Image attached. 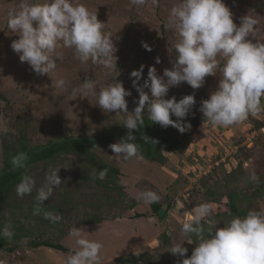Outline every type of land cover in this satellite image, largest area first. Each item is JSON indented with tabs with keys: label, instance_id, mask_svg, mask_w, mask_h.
<instances>
[{
	"label": "rangeland",
	"instance_id": "rangeland-1",
	"mask_svg": "<svg viewBox=\"0 0 264 264\" xmlns=\"http://www.w3.org/2000/svg\"><path fill=\"white\" fill-rule=\"evenodd\" d=\"M79 2L97 13L98 20L105 23L104 31L112 35L118 48L117 69L112 73L91 62L82 64L73 50L67 48L58 50L59 58L53 56L57 64L54 73L50 76L35 73L11 48L18 36L8 28V14L18 8L21 0H0V129H7L6 133L0 132V168L2 142L9 137L24 136L29 146H35L59 138L123 131L127 114L104 113L95 96L72 95V90L86 79L94 80L99 90L112 83L118 71L116 81L122 82L132 93L126 97L128 112L132 113L137 106L133 101L139 99V93L133 87L135 78L131 77V72L144 65L138 81L142 85L149 66H155L158 75L172 68L179 37L169 17L170 9L179 0H157L156 3L148 0L140 7L132 5L130 0ZM224 3L237 25L243 16L254 17L258 21L257 39L264 41V0H224ZM249 39L256 41L253 37ZM143 43L148 44L151 51L146 50ZM157 58L160 63L156 62ZM221 76L219 71L216 76H207L199 89H193L186 82L171 87L165 99L174 96L178 101L185 95H194L196 104L185 122L203 118L198 109L216 90ZM61 78L66 82L65 87L57 89L55 81ZM261 103L264 105V98ZM259 122L264 123V111L229 127H212L202 120L194 129L182 134L168 126L166 129L179 144L175 150L164 152L163 164L112 157L115 154L109 145L118 142L112 139L88 154L84 150L60 154L54 160L28 167L26 175L35 179L37 188L45 183V173L52 168H60L58 175L62 184L44 202L39 214H34L35 190L21 197L14 187L0 200V229L9 226L16 236L8 239V247L15 246L13 251L0 249V264H64L67 255L77 247L69 235L73 226L83 229L86 238L103 244L100 264H181L183 258L169 251L183 243L188 249L184 258L191 256L196 245L187 243L189 238L182 235L181 226L198 205L209 203L212 206L218 227L236 217L229 209L230 195L243 216L250 210H264V132L257 133L254 126ZM241 126L244 136L234 144L231 135H239ZM90 155L95 157L96 166L90 162ZM103 162L119 169L122 189L119 190L117 182L109 181L108 175L103 181L96 178L97 166ZM252 172L260 177V183L250 180ZM201 176L206 177L197 183L196 179ZM147 190L161 196L159 203L163 211L166 210L163 218L154 215L151 206L139 198L140 193ZM45 212L60 215L62 220L52 223L44 218ZM92 217L99 218L100 223H84ZM166 232L168 238L163 237ZM192 239L195 241L194 237ZM40 240L59 243L69 252L45 247L34 249L28 245Z\"/></svg>",
	"mask_w": 264,
	"mask_h": 264
},
{
	"label": "clouds",
	"instance_id": "clouds-1",
	"mask_svg": "<svg viewBox=\"0 0 264 264\" xmlns=\"http://www.w3.org/2000/svg\"><path fill=\"white\" fill-rule=\"evenodd\" d=\"M130 2L140 7L148 0ZM169 23L179 37L175 44V58L171 61L172 68L158 75L155 66H149L142 85L138 81L142 78L144 65L131 72V77L135 78L133 87L139 93V99L133 101L137 106L132 113L128 112L126 100L132 93L125 89L122 82L116 81L118 71L113 76V82L99 90L91 79H86L72 90L75 97H97L98 107L104 113L127 114L124 122L127 135L109 145L115 154L112 157L123 160L144 158L135 142L133 130H139L144 125L145 109L148 119L162 128L172 126L182 134L190 129L191 124L185 120L196 104L194 95H185L178 101L174 96L165 97L171 87L184 82L193 89H199L204 85L205 78L216 76L217 71L222 74L218 86L198 109L203 120L212 127H229L264 111L261 103L264 98V41L257 39L258 21L254 17L243 16L237 25L224 0H179L170 9ZM8 28L18 36L11 44L12 50L19 55L22 63L26 62L39 75L50 76L56 71L53 56L60 57V48L72 49L82 64L91 62L109 73L117 69L118 48L112 35L104 31L105 23L98 20L97 13L90 11L79 0H34L32 3L21 0L18 8L8 14ZM249 37L256 38V41ZM142 46L151 51L148 44L143 43ZM168 51L172 54L171 49L168 48ZM156 62L160 63L159 58ZM65 83L64 79H57L54 86L62 89ZM0 132L6 133L7 129H0ZM143 139L145 143H158L146 136ZM26 158L25 153H19L11 162L20 167ZM59 170H47L45 183L39 188L33 177L21 176L16 193L23 197L36 191L34 214L40 213L44 202L62 184ZM106 177L107 169H103L98 171L96 178L103 181ZM250 180L257 184L261 182L255 172L250 174ZM139 198L148 205L161 200V196L152 190L140 193ZM44 218L52 223L62 220V216L50 212H45ZM181 233L189 238L187 243L195 242L196 245L187 258L184 257L188 249L182 246L183 243L170 249L173 255L183 258L181 264H264V210H250L245 216L233 217L223 227H218L212 206L202 203L182 224ZM86 234L75 226L69 230L77 247L67 255L64 264H100L103 244L86 238ZM0 235L11 240L14 233L9 226H5L0 229ZM26 241L27 238L23 242Z\"/></svg>",
	"mask_w": 264,
	"mask_h": 264
},
{
	"label": "trees",
	"instance_id": "trees-1",
	"mask_svg": "<svg viewBox=\"0 0 264 264\" xmlns=\"http://www.w3.org/2000/svg\"><path fill=\"white\" fill-rule=\"evenodd\" d=\"M174 117V116H173ZM172 117V118H173ZM198 119V120H197ZM203 118H193L189 120L188 123L191 124V129L197 126L199 121ZM264 125L263 122L256 123L254 126L259 129ZM123 131L117 132L115 134H107L102 132L96 136L89 137H67L59 138L57 140L48 141L42 145L29 146L25 137L20 138L9 137L6 142H2L1 151L3 155V160L0 168V200L5 198L10 191L16 187L19 183L21 176L26 175L27 168L38 163L50 161L56 159L60 154L76 153L80 150H84L87 154L90 151L96 149L99 145L105 143L108 140H117L118 142L126 137L128 129L122 126ZM239 135H231V140L234 144H237L241 138L244 136L243 126ZM112 133V132H111ZM243 134V135H242ZM109 135V136H108ZM133 135L136 137V143L140 146V150L143 154V159L153 163L163 164L165 161L164 152L169 150H175L179 144L178 140L166 129L162 128L158 123H153L148 119V114L144 116V125L139 128V130H133ZM146 136L149 140H157L158 143H145L143 137ZM241 136V137H240ZM235 137V138H234ZM19 153H25L26 159L22 161V166L16 167L12 164V158ZM90 162L96 166L95 157L90 155ZM97 168L100 170L107 169V175L110 177L109 181L117 182V187L120 189L121 186L118 181V176L120 171L115 166L107 163H100ZM204 177H198L196 182L199 183L204 180ZM229 198V209L236 215L243 217V211L240 212L235 199L230 195ZM151 211L154 215L163 218L166 215V210L163 211L160 203H153L150 205ZM140 217V215L138 216ZM85 224H97L100 223L99 218H87L84 220ZM164 238H168L167 232L163 235ZM16 238L15 234L12 239ZM31 248L45 247L61 252H69V249L65 248L59 243H52L47 240L33 241L28 244ZM15 246L8 247V239L0 235V249L7 251H13ZM133 259H136L133 256Z\"/></svg>",
	"mask_w": 264,
	"mask_h": 264
},
{
	"label": "built area",
	"instance_id": "built-area-1",
	"mask_svg": "<svg viewBox=\"0 0 264 264\" xmlns=\"http://www.w3.org/2000/svg\"><path fill=\"white\" fill-rule=\"evenodd\" d=\"M256 132H257V133H259V132H261V133L264 132V125H263L261 128L257 129ZM224 147H225V146H224ZM222 161H224V160H222Z\"/></svg>",
	"mask_w": 264,
	"mask_h": 264
},
{
	"label": "crops",
	"instance_id": "crops-1",
	"mask_svg": "<svg viewBox=\"0 0 264 264\" xmlns=\"http://www.w3.org/2000/svg\"><path fill=\"white\" fill-rule=\"evenodd\" d=\"M197 153V152H196Z\"/></svg>",
	"mask_w": 264,
	"mask_h": 264
}]
</instances>
